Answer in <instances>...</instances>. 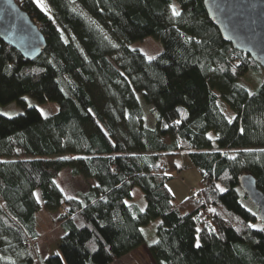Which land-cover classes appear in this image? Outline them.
Wrapping results in <instances>:
<instances>
[{"label":"trees","instance_id":"1","mask_svg":"<svg viewBox=\"0 0 264 264\" xmlns=\"http://www.w3.org/2000/svg\"><path fill=\"white\" fill-rule=\"evenodd\" d=\"M15 1L46 47L30 61L0 45V103L24 106L0 113V264H109L140 245L155 264H264V226L239 186L251 174L264 193V78L245 85L264 69L203 0ZM148 36L163 46L152 59L130 47ZM183 154L198 194L176 201L167 182ZM64 168L87 189L66 195ZM40 210L62 230L44 258Z\"/></svg>","mask_w":264,"mask_h":264},{"label":"water","instance_id":"2","mask_svg":"<svg viewBox=\"0 0 264 264\" xmlns=\"http://www.w3.org/2000/svg\"><path fill=\"white\" fill-rule=\"evenodd\" d=\"M203 5L222 38L264 69V0H203ZM1 42L30 61L46 47L38 25L15 0H0V45ZM239 186L257 208L264 226V193L256 186L255 178L242 174Z\"/></svg>","mask_w":264,"mask_h":264},{"label":"rangeland","instance_id":"3","mask_svg":"<svg viewBox=\"0 0 264 264\" xmlns=\"http://www.w3.org/2000/svg\"><path fill=\"white\" fill-rule=\"evenodd\" d=\"M36 4L42 8L46 9V0H34ZM130 47L136 48L140 50L146 57H154L159 54L163 46L160 40L154 38L153 36H148L143 40H138L130 43ZM258 82L255 86H251L246 83L245 85L249 87V89H255L259 86L260 82L264 78V70H260L257 74ZM26 106L33 105L35 106L43 116L50 115L57 110V104L54 102H38L29 95H25L23 97ZM24 109V106L17 101H11L6 104L0 103V113L6 116H13L18 113H21ZM200 179V171L196 167L192 168H181L179 172L174 171L173 174L171 173V178L168 180V186L172 189L174 193V197L176 201H180L184 199L188 193L191 194L192 189H198V182ZM56 183L59 187L64 191L66 195H74L77 191H85L88 187L90 182L86 183L85 181L81 180L79 177H72L69 174V169L64 168L60 172L57 178H55ZM193 194V193H192ZM194 195V194H193ZM132 201L135 202L140 208H144L145 200L142 196L141 191L139 188H134L132 191ZM56 215V214H55ZM53 215L51 218H55ZM46 221V214L41 213L38 217V225L40 231H48L52 233L51 236H55L53 233H58L59 230L56 226V223L53 222V225L48 224L47 226ZM155 226V223H150L147 225L144 230L146 233H151ZM50 228H52L50 230ZM49 236V237H51Z\"/></svg>","mask_w":264,"mask_h":264},{"label":"crops","instance_id":"4","mask_svg":"<svg viewBox=\"0 0 264 264\" xmlns=\"http://www.w3.org/2000/svg\"><path fill=\"white\" fill-rule=\"evenodd\" d=\"M180 166L181 168H192L194 165L191 163L189 158L187 157L186 154H183L180 158ZM169 187V186H168ZM170 190H172L169 187ZM173 193V191H172ZM174 194V193H173ZM41 213L46 214V221L47 226L48 224L53 225V222L56 223V226L59 230L58 233H53L55 236H51L52 233H49L48 231H40L39 225H38V231L40 233V237L36 241V250L40 254L42 258L49 256L53 254L54 252L57 251L58 243L60 236L62 234V230L60 229V226L58 222L56 221V217L58 215V212H46L44 210H40L38 213V217ZM56 214V215H55ZM53 215H55V218H51ZM52 228H50L51 230ZM51 236V237H49ZM109 264H155L154 261L152 260L146 245H140L134 250H131L130 252L122 255L118 259L110 262Z\"/></svg>","mask_w":264,"mask_h":264},{"label":"snow or ice","instance_id":"5","mask_svg":"<svg viewBox=\"0 0 264 264\" xmlns=\"http://www.w3.org/2000/svg\"><path fill=\"white\" fill-rule=\"evenodd\" d=\"M173 14L174 15H179V12H177L176 10H175V8L173 7ZM149 59H152V57H149ZM141 211H143V209H141ZM253 227H255V225H253ZM153 243H156V241H153ZM58 255V254H57Z\"/></svg>","mask_w":264,"mask_h":264},{"label":"built area","instance_id":"6","mask_svg":"<svg viewBox=\"0 0 264 264\" xmlns=\"http://www.w3.org/2000/svg\"><path fill=\"white\" fill-rule=\"evenodd\" d=\"M191 193H193L194 195H197L198 194V189H192Z\"/></svg>","mask_w":264,"mask_h":264}]
</instances>
